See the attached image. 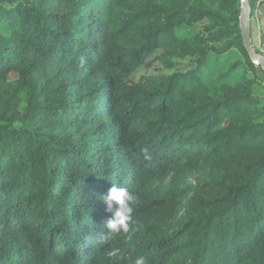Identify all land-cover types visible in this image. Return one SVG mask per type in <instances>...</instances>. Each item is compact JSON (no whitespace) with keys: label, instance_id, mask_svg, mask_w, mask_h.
Masks as SVG:
<instances>
[{"label":"trees","instance_id":"16d2710c","mask_svg":"<svg viewBox=\"0 0 264 264\" xmlns=\"http://www.w3.org/2000/svg\"><path fill=\"white\" fill-rule=\"evenodd\" d=\"M240 13L0 0V264H264V96ZM113 183L139 197L135 230L102 242Z\"/></svg>","mask_w":264,"mask_h":264},{"label":"clouds","instance_id":"9594fccd","mask_svg":"<svg viewBox=\"0 0 264 264\" xmlns=\"http://www.w3.org/2000/svg\"><path fill=\"white\" fill-rule=\"evenodd\" d=\"M102 200L111 215L105 221L106 231L101 234V241L122 236L130 237L135 230L136 221L133 214L139 203L138 195L129 188L113 183L107 193L102 196ZM118 251L114 249L110 254L115 256ZM129 264H146V261L141 255L131 258Z\"/></svg>","mask_w":264,"mask_h":264},{"label":"rangeland","instance_id":"374dc122","mask_svg":"<svg viewBox=\"0 0 264 264\" xmlns=\"http://www.w3.org/2000/svg\"><path fill=\"white\" fill-rule=\"evenodd\" d=\"M241 19L243 18V12L241 7V13H240ZM202 23L197 24L191 28L183 27L179 32V37H187L192 33L198 32L200 30V26ZM250 43L252 50L254 53L259 57H264V18L260 11H256L255 14L250 18ZM188 63L184 64L179 69L187 68ZM142 71V68H139L134 73V77L138 75L139 72ZM11 77H14V74H10ZM251 77L254 80V83L251 87V90L253 94L264 96V73L261 71V69H255V72L251 74ZM196 176V173H189L187 174L181 181V186H187L190 183L193 182L194 178Z\"/></svg>","mask_w":264,"mask_h":264},{"label":"water","instance_id":"95a60500","mask_svg":"<svg viewBox=\"0 0 264 264\" xmlns=\"http://www.w3.org/2000/svg\"><path fill=\"white\" fill-rule=\"evenodd\" d=\"M241 7L244 6V15L241 19V16L239 17V27H240V34L242 38V44L247 51L249 58L251 61L257 65L260 66L261 69L264 71V57L257 56L254 51L252 50L251 43H250V6L247 0H239Z\"/></svg>","mask_w":264,"mask_h":264},{"label":"bare ground","instance_id":"6f19581e","mask_svg":"<svg viewBox=\"0 0 264 264\" xmlns=\"http://www.w3.org/2000/svg\"><path fill=\"white\" fill-rule=\"evenodd\" d=\"M242 12H243V15H244V6H242Z\"/></svg>","mask_w":264,"mask_h":264}]
</instances>
